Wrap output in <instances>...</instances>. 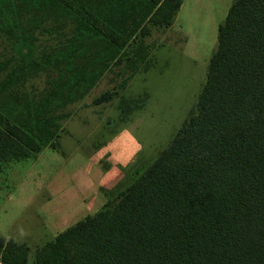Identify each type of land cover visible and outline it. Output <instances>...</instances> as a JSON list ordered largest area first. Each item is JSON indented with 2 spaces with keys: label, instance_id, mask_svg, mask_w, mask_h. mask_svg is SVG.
<instances>
[{
  "label": "trees",
  "instance_id": "16d2710c",
  "mask_svg": "<svg viewBox=\"0 0 264 264\" xmlns=\"http://www.w3.org/2000/svg\"><path fill=\"white\" fill-rule=\"evenodd\" d=\"M147 1L148 22L156 26H170L182 3ZM86 10L106 45H128L131 33ZM149 33L146 24L140 34ZM118 93L107 90L94 104ZM121 101L124 118L128 102ZM43 144L30 112L16 114L0 99V165L26 159ZM29 251L0 236L6 263L26 264ZM35 264H264V0H233L198 102L171 142L110 191L99 211L46 243Z\"/></svg>",
  "mask_w": 264,
  "mask_h": 264
},
{
  "label": "rangeland",
  "instance_id": "374dc122",
  "mask_svg": "<svg viewBox=\"0 0 264 264\" xmlns=\"http://www.w3.org/2000/svg\"><path fill=\"white\" fill-rule=\"evenodd\" d=\"M195 2L198 22H187L186 29L197 49L182 53L176 71L168 74L176 99L156 111L161 118L156 119L155 141L164 142L161 148L169 143L166 138L179 130L193 98L197 100L216 48L218 26L233 0ZM149 5L147 0H0V99L5 108L15 109L16 114L30 112L32 130L45 145L48 141L50 145H68L69 136L87 135L92 129L103 135L115 129L123 118L113 119L110 112L116 114L122 101L94 105V99L114 90L133 98L130 105L138 107L144 94H133L129 82L137 73L143 76L152 53L159 48L167 50L184 36L169 26L148 22ZM86 8L122 35L131 33L128 45L123 49L106 45L89 23ZM146 24L150 33L143 36L141 28ZM110 54L121 55L123 62H115ZM164 55L168 56L167 52ZM126 80L127 90L123 85ZM127 114L125 111L124 116ZM31 157L0 165V224L12 221L15 230L24 226L33 229L35 219L26 218L37 210L41 219L39 202L32 201ZM10 192L13 197L9 199L5 195Z\"/></svg>",
  "mask_w": 264,
  "mask_h": 264
},
{
  "label": "crops",
  "instance_id": "0c3cea01",
  "mask_svg": "<svg viewBox=\"0 0 264 264\" xmlns=\"http://www.w3.org/2000/svg\"><path fill=\"white\" fill-rule=\"evenodd\" d=\"M195 1L182 0L176 17L169 26V30H179L184 35L182 42L174 43L165 51L162 50L164 48H159L156 53H152L143 76H138L137 73L129 82V87L131 85L134 90L133 94L143 92L141 104L138 107L130 105L133 98L122 92L110 101L94 104L102 105L125 98L128 105H124L123 111H128V114L124 118L119 102V111L116 114L110 112L113 119L117 116L123 118L115 129L108 130L103 135L92 129L87 135L69 136L65 141L68 145L62 142L50 145L51 141H48L39 152L32 154L30 171L33 176L32 186H35L32 201L38 200L41 219L37 210L26 218L35 219L33 229L24 226L15 230L12 221L0 224V236L29 246L26 264H35L37 252L46 243L54 240L58 233L87 215L99 211L108 200L109 192L132 181L135 172L148 167L177 133L168 136L166 142L170 139L169 143L161 148L160 144L164 142L155 141V136L158 135L156 119L161 118L156 111L161 110L164 103L168 105L172 99H176V94L172 95L168 74L176 71L177 61L181 60L182 53L188 48L195 53L197 49L192 44V35L186 29L187 22H198L196 18L200 13L195 7ZM126 87L127 84L124 88ZM201 91L196 94L197 100L193 98L192 107L185 113L184 121L195 108ZM5 197L10 199L13 193L10 192ZM1 207L0 202V210Z\"/></svg>",
  "mask_w": 264,
  "mask_h": 264
},
{
  "label": "built area",
  "instance_id": "2783aa9c",
  "mask_svg": "<svg viewBox=\"0 0 264 264\" xmlns=\"http://www.w3.org/2000/svg\"><path fill=\"white\" fill-rule=\"evenodd\" d=\"M0 264H8L0 257Z\"/></svg>",
  "mask_w": 264,
  "mask_h": 264
}]
</instances>
